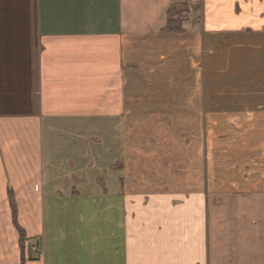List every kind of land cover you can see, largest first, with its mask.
<instances>
[{
	"label": "crops",
	"instance_id": "crops-1",
	"mask_svg": "<svg viewBox=\"0 0 264 264\" xmlns=\"http://www.w3.org/2000/svg\"><path fill=\"white\" fill-rule=\"evenodd\" d=\"M252 38L264 0H0V264H264V110H211Z\"/></svg>",
	"mask_w": 264,
	"mask_h": 264
},
{
	"label": "rangeland",
	"instance_id": "rangeland-1",
	"mask_svg": "<svg viewBox=\"0 0 264 264\" xmlns=\"http://www.w3.org/2000/svg\"><path fill=\"white\" fill-rule=\"evenodd\" d=\"M217 41V40H216ZM220 41L219 43H221ZM230 60L226 61L227 50ZM212 73L224 67L225 76L215 78L212 74V84H219V91L211 94V110L254 111L264 110V40L243 39L237 44L215 43L211 49ZM226 86V88H224ZM264 149V144H263Z\"/></svg>",
	"mask_w": 264,
	"mask_h": 264
},
{
	"label": "trees",
	"instance_id": "trees-1",
	"mask_svg": "<svg viewBox=\"0 0 264 264\" xmlns=\"http://www.w3.org/2000/svg\"><path fill=\"white\" fill-rule=\"evenodd\" d=\"M183 22H184V15L182 10L180 9L179 5H172L167 11V22H166V30L168 32L172 33H182L184 31L183 29ZM9 198H10V205L12 208V217L14 224L17 226L20 232V242L23 244L24 247V242L26 240L25 237V231L19 226L18 221H17V205L15 202L14 195L12 193V190H8Z\"/></svg>",
	"mask_w": 264,
	"mask_h": 264
}]
</instances>
